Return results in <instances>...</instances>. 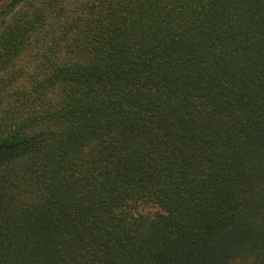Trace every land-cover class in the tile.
Instances as JSON below:
<instances>
[{"label": "trees", "instance_id": "16d2710c", "mask_svg": "<svg viewBox=\"0 0 264 264\" xmlns=\"http://www.w3.org/2000/svg\"><path fill=\"white\" fill-rule=\"evenodd\" d=\"M0 264H264V0H0Z\"/></svg>", "mask_w": 264, "mask_h": 264}]
</instances>
